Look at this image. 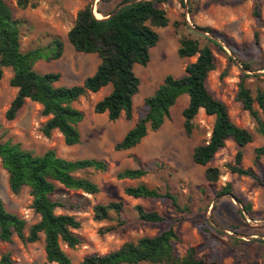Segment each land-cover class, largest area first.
<instances>
[{
	"label": "rangeland",
	"instance_id": "obj_1",
	"mask_svg": "<svg viewBox=\"0 0 264 264\" xmlns=\"http://www.w3.org/2000/svg\"><path fill=\"white\" fill-rule=\"evenodd\" d=\"M12 8L15 18L22 21L21 46L24 51L47 47L56 37L64 41V53L56 60H39L34 68L40 73H60L57 85L82 84L93 75L101 58L97 53L78 52L68 39L79 10L87 5L94 6L96 17L99 12L115 10L125 0H29L26 8H20L18 0H5ZM167 0L158 5L166 10L169 24L157 28L160 33L158 44L153 47L150 62L144 66L136 64L135 73L141 79L140 91L134 97L133 117L125 114L110 121L108 114L94 110L97 101L111 92L108 85L99 92L88 93L74 102V106L85 113L79 124L81 143L69 146L63 135L55 130L46 136L42 128L49 117L42 114V106L26 99L13 120L6 118V111L16 97L18 89L11 86V68L4 69L0 80V139L19 142L26 149L42 154L56 150L67 159L103 158L108 162L105 172H80L89 176L100 187L97 194L75 191L62 185L52 194V199L61 202L57 213L71 214L82 223L75 230L81 243L63 249L74 264L86 256L105 255L119 249L128 241H137L145 236H154L174 226L181 240L176 243L177 255L183 257L190 247H198L199 256L214 259L221 264H264V155L256 162V149L264 146V133L258 131L254 117L237 100L239 84L244 74L246 85L253 96L264 90V0ZM31 3H35L33 7ZM190 24L213 35L221 44V50L210 36L203 34ZM188 36L197 39L203 46H211L216 57V68L209 74L207 85L213 95L223 101L233 122L248 129L251 143L242 148L240 164L251 168L257 179L239 175L232 171L240 147L229 139L225 146L206 166L193 161L194 149L211 137L215 116L201 109L194 119L195 128L188 134L184 127L183 109L189 96L182 95L171 108V115L156 131H151L136 147L117 151L119 142L138 119L145 114L144 101L154 94L167 75L182 77L188 64L196 57L181 58L178 55L180 39ZM250 65L247 68L245 65ZM258 108V105L255 104ZM264 119V116H263ZM208 167L218 168L221 176L217 182L206 177ZM126 168H143L147 175L140 179H118L117 173ZM147 184L162 193L174 194L182 210H177L168 198H133L125 193L128 186ZM230 187V193L221 194ZM0 198L9 212L27 221L28 227L40 220L32 208L29 187L19 192L10 188L9 174L0 159ZM110 201H123L125 205L123 224L116 221H96L94 206ZM137 205L147 210L158 211L166 217L162 222H147L139 218ZM115 226L113 231L101 233L106 226ZM9 253L14 264H57L47 261L45 236L37 242H24L15 236L11 242L0 241V258ZM139 264H152L141 262Z\"/></svg>",
	"mask_w": 264,
	"mask_h": 264
},
{
	"label": "trees",
	"instance_id": "obj_2",
	"mask_svg": "<svg viewBox=\"0 0 264 264\" xmlns=\"http://www.w3.org/2000/svg\"><path fill=\"white\" fill-rule=\"evenodd\" d=\"M131 0H125L128 2ZM167 0H141L121 8L107 19H98L90 5L77 13L74 25L68 32V39L78 52L97 53L101 62L96 72L87 77L82 84L73 86L57 85L60 73H40L34 66L42 59L47 61L59 59L64 53V41L56 37L47 47H36L24 51L21 46L22 21L13 15L11 6L0 0V80L4 69L11 68L13 76L11 86L18 89L6 111V118L13 120L26 99L42 106V114L49 117L42 131L50 136L58 130L67 145L81 143L79 124L85 113L74 106V102L88 93L99 92L111 85L112 90L96 102L94 110L98 114H108L110 121L118 120L122 114L128 119L133 117L134 97L140 91L141 79L135 73L136 64L146 66L151 60L150 50L160 40L157 28L168 26L170 20L166 10L158 4ZM184 4V1L181 0ZM20 8H26L29 0H18ZM33 7L35 3H31ZM99 12L105 16L113 12ZM212 31L209 28H204ZM210 41L213 39L207 38ZM221 50L223 47L213 41ZM178 55L181 58L196 57L186 67L182 77L167 75L163 83L144 101L145 114L127 131L124 137L115 144L117 151L130 150L139 145L151 131L162 127L171 115V108L179 97L189 96V103L183 109L184 127L188 134L195 128L194 119L201 109L206 114L215 116L210 139L198 145L193 152V161L206 166L215 154L232 139L239 147L236 165L231 166L233 172L243 176H251L258 180L253 169L240 166L243 159L242 148L253 140L252 133L236 125L229 113L227 105L216 98L209 90L207 80L211 71L216 68V57L210 45H201L197 39L183 36L180 39ZM250 68V65H245ZM244 74L239 84L237 100L250 112L258 125V131L264 133V90H258L253 96L246 85ZM258 105V108L255 107ZM264 155V146L256 149V162ZM0 159L9 174L10 188L19 192L29 187L32 196V208L40 216V220L30 227L19 215L9 212L0 198V241L11 242L15 236L24 242H37L41 234L45 236V252L47 261L57 264H74L71 257L63 249L62 243L69 248H76L81 243L75 232L81 228V221L74 215L57 213L61 202L52 199V194L59 185L70 190L97 194L100 187L89 176H80V172L108 170V162L103 158L67 159L59 156L54 149L36 154L26 149L19 142L0 139ZM147 175L143 168H126L117 173V178L140 179ZM221 176L218 168L208 167L206 177L210 182H217ZM128 196L139 199L168 198L177 210H182L177 197L171 192L162 193L141 183L125 188ZM221 194L230 193L225 187ZM125 205L123 201H110L94 206L96 221H116L123 224ZM139 218L147 222H162L166 217L158 211L147 210L137 205ZM116 228L106 226L101 233H108ZM181 237L175 227L169 228L154 236H145L137 241H128L119 249L105 255L86 256L79 264H221L219 261L199 256L198 247H190L183 257L177 255L176 243ZM0 264H14L9 253L3 254Z\"/></svg>",
	"mask_w": 264,
	"mask_h": 264
},
{
	"label": "water",
	"instance_id": "obj_3",
	"mask_svg": "<svg viewBox=\"0 0 264 264\" xmlns=\"http://www.w3.org/2000/svg\"><path fill=\"white\" fill-rule=\"evenodd\" d=\"M137 1H141V0H131V1H128V2H124V3H122L121 5H119L115 10H113L112 13H110V14L107 15V16H105L104 18H98V17H97V18H98V19H107V18L113 16L114 14H116L121 8H123V7L127 6V5H130V4H132V3H135V2H137ZM91 9H92V11H93V13H94V6H91ZM94 15H95V14H94ZM190 26L193 27L195 30H197V31H199V32H201V33H203V34H206V35L210 36L211 39H213L215 42L219 43V44L223 47V44H221V42H219V41L217 40V38H215V37H214L213 35H211L209 32H207V31H205V30H203V29H201V28H198V27H196V26L193 25V24H190Z\"/></svg>",
	"mask_w": 264,
	"mask_h": 264
},
{
	"label": "bare ground",
	"instance_id": "obj_4",
	"mask_svg": "<svg viewBox=\"0 0 264 264\" xmlns=\"http://www.w3.org/2000/svg\"><path fill=\"white\" fill-rule=\"evenodd\" d=\"M97 16H98V18H101V16H100V14H99V13L97 14Z\"/></svg>",
	"mask_w": 264,
	"mask_h": 264
}]
</instances>
